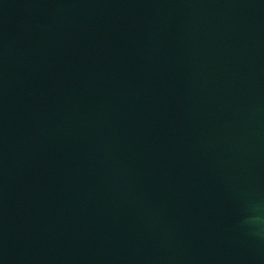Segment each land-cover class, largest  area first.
Listing matches in <instances>:
<instances>
[{
	"label": "clouds",
	"instance_id": "clouds-1",
	"mask_svg": "<svg viewBox=\"0 0 264 264\" xmlns=\"http://www.w3.org/2000/svg\"><path fill=\"white\" fill-rule=\"evenodd\" d=\"M250 222L257 228H264V218L261 216H254Z\"/></svg>",
	"mask_w": 264,
	"mask_h": 264
}]
</instances>
